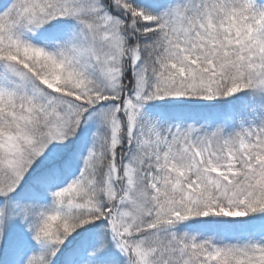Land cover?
<instances>
[{
  "label": "snow or ice",
  "instance_id": "snow-or-ice-1",
  "mask_svg": "<svg viewBox=\"0 0 264 264\" xmlns=\"http://www.w3.org/2000/svg\"><path fill=\"white\" fill-rule=\"evenodd\" d=\"M0 264H264V0H0Z\"/></svg>",
  "mask_w": 264,
  "mask_h": 264
}]
</instances>
